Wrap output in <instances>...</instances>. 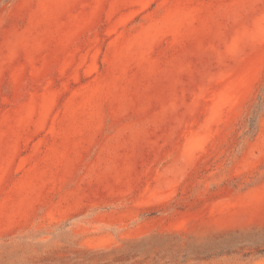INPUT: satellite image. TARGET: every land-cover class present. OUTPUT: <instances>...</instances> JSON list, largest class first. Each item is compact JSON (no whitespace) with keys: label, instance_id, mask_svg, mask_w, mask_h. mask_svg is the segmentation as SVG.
<instances>
[{"label":"rangeland","instance_id":"1","mask_svg":"<svg viewBox=\"0 0 264 264\" xmlns=\"http://www.w3.org/2000/svg\"><path fill=\"white\" fill-rule=\"evenodd\" d=\"M0 264H264V0H0Z\"/></svg>","mask_w":264,"mask_h":264}]
</instances>
